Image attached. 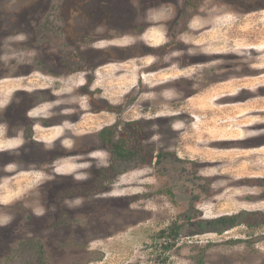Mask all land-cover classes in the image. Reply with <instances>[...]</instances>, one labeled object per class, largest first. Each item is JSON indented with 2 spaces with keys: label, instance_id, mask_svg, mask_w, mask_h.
<instances>
[{
  "label": "rangeland",
  "instance_id": "1",
  "mask_svg": "<svg viewBox=\"0 0 264 264\" xmlns=\"http://www.w3.org/2000/svg\"><path fill=\"white\" fill-rule=\"evenodd\" d=\"M17 34L0 264H264V0H0Z\"/></svg>",
  "mask_w": 264,
  "mask_h": 264
},
{
  "label": "clouds",
  "instance_id": "2",
  "mask_svg": "<svg viewBox=\"0 0 264 264\" xmlns=\"http://www.w3.org/2000/svg\"><path fill=\"white\" fill-rule=\"evenodd\" d=\"M152 13H153V16L154 18H162L165 16V14L167 12H170L171 9H165V8H161L159 10H151ZM27 39L26 35L24 34H17V35H14V36H9L5 41H4V54L3 55H0V61H3L4 63H8L9 61L11 60H15L17 62V64H23L25 62H28L30 63L31 61H25V56H34L35 53L32 52V51H24V50H20V51H17V50H14L10 47V45L12 43H19V42H23ZM173 55H176V53H174ZM80 76L82 77L83 74H80ZM83 79L81 78L80 79V83H83ZM9 103L8 100H4L2 102H0V109H2L3 107H5L7 104ZM54 105L52 103H44V104H41L39 107L31 110L29 112V116H35L37 115V113H40L42 115H49V112L48 110L50 108H52ZM6 126L5 125H0V129H3L5 128ZM64 128L66 129H71L73 127L72 124L68 123V122H65L64 125H63ZM59 131V130H58ZM23 143L22 139L20 138H16V139H12V140H8L6 143H4L3 145H0V148L2 149H13V148H16L18 146H20L21 144ZM64 144L68 145V144H71V141L70 140H65L63 141ZM12 165H9L8 167H11ZM59 171V170H58ZM37 175H40L39 173H37ZM87 176L86 175H77L76 176V179H86ZM112 195L114 196H119V195H122L121 192H113ZM81 203V200L80 199H77L75 201V204L76 205H79ZM132 207H135V205H132ZM34 212L37 216H40V215H43L44 213V208L43 207H40V206H37L34 208ZM12 220V217L10 216H0V227H4L6 225H8Z\"/></svg>",
  "mask_w": 264,
  "mask_h": 264
}]
</instances>
